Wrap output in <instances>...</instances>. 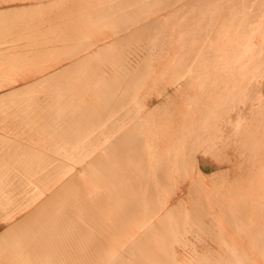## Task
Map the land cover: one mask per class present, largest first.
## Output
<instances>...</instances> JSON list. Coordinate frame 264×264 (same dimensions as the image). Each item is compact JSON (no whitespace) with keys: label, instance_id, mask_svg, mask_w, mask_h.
<instances>
[{"label":"bare ground","instance_id":"6f19581e","mask_svg":"<svg viewBox=\"0 0 264 264\" xmlns=\"http://www.w3.org/2000/svg\"><path fill=\"white\" fill-rule=\"evenodd\" d=\"M13 10L21 13L20 18L0 24V60L6 63L20 58L29 63L32 52L27 55V50L19 51L22 46L13 50L1 48L3 45L17 43L16 34L27 30L33 34L31 39L26 37L29 40L47 43L49 37L40 39L39 30L61 24L60 17L63 23L71 18L73 25L78 24L77 30L71 31L72 24L65 22V40L77 34L80 43L72 48L73 53L66 49L62 62L69 64L62 70L59 60L38 71L45 76L39 85L32 86L41 92L30 89L31 94L51 100L39 105L41 110L28 107L25 99L26 103L21 102L31 110H19L17 103L13 109L18 107V111L10 114L8 106L13 101L6 108L3 102L20 93L11 87L33 79L24 78L25 73L12 83L0 80V92L11 93L0 95V133L9 137L0 139V167L8 168V174L0 172V201L8 202L0 209L5 213L0 215V264H71L76 255L80 260L73 264H100L102 255H92L84 248L72 254L75 243L61 232L72 231L77 236L74 242L82 243L89 233L103 236L94 235L97 241H106V231L99 224L107 221L114 227L118 209L124 223L140 212L139 219L144 220L140 225L144 226L139 235L130 227L124 228L126 248L131 252L123 253L122 246L117 256L105 253L106 264H264V104L253 105L259 97L252 101L250 96L248 101L250 94L256 99L253 93L258 85L244 82L246 76L251 74L255 80V75L264 71V0H0L1 13ZM104 27L109 32H103ZM33 47L36 49L35 44ZM29 74L27 77L32 76ZM172 74L177 76L164 80ZM151 85L161 86L162 91L140 101L141 90ZM24 90L21 92L26 97L29 89ZM231 112L237 113L235 123ZM28 114L29 127L43 124L50 132L25 135L19 130L17 133L27 136L30 144L24 151L26 143L10 137ZM105 117L111 121L106 122ZM221 119L232 124L233 142L219 140L223 135L219 134ZM91 127H96V133H88ZM220 144L231 146L224 155L226 160L229 151L235 158L227 160L230 164L222 169L225 172L207 176L200 162L210 154L213 158ZM90 145L94 150H88ZM60 146L63 157L75 151L83 155L75 161L79 170L64 165V171L53 172L58 159L42 155V150L59 152ZM12 170L18 175L11 174ZM181 174L191 178L190 192L200 195H195L199 199L196 203L192 198L195 204L190 205V211L184 204L188 182L181 179L178 186ZM225 177L236 181L226 184L222 182ZM224 184L227 186L222 190ZM222 192L226 199L222 195L218 200L216 196ZM235 193H245L244 202L229 204L228 196ZM121 200H126V205ZM16 201L18 208L12 212ZM76 218L82 224H75ZM191 223L198 224L193 228L203 226L212 237L213 245L205 246L204 240L202 255L194 244L189 247L188 236L187 242L184 240ZM133 225L137 228L135 222ZM181 236L185 243H180ZM122 237L110 240L114 245ZM177 243L178 247L184 245L181 251Z\"/></svg>","mask_w":264,"mask_h":264},{"label":"rangeland","instance_id":"374dc122","mask_svg":"<svg viewBox=\"0 0 264 264\" xmlns=\"http://www.w3.org/2000/svg\"><path fill=\"white\" fill-rule=\"evenodd\" d=\"M46 2V1H45ZM4 3V2H3ZM2 3V4H3ZM49 3V2H48ZM47 3V4H48ZM51 3V2H50ZM2 6H4V5H2ZM5 13V12H4ZM1 13L0 12V24H5V25H7L9 22L10 23H12L14 20H16V19H19L20 18V16H21V13L19 12V11H12V12H10V13ZM47 15H48V13H47ZM31 16H33V15H31ZM27 17V16H26ZM25 16H24V19L26 20V19H30V17H28V18H26ZM21 18H23V17H21ZM32 18V17H31ZM62 17H60V18H58L59 20H62L61 22L63 23V18L61 19ZM44 19H45V17H44ZM69 19H71V18H69ZM69 19H66V20H64V23H63V25H62V23L60 22V21H58V23H61V24H58L57 26H56V23L54 24L53 23V27H51V25H45L44 26V28H42L41 30L44 32V34H42L43 32L41 31V30H39L41 33H39L38 35H39V37H40V39H42V38H48V44L47 43H43V41H32V40H29V39H31V36H33V34H31V32L30 31H28L27 30V32L25 33V34H16V36H18V45H17V43H13V44H5V45H3L1 48H6V49H13L14 47H17V46H22V47H20V49H19V51L20 52H26V50H27V52H26V54L27 55H30L31 54V52H32V54H31V56H28V60L31 58V59H33V60H35L36 59V61L37 60H39L38 62H40V63H33V60L32 61H28L29 63H27V62H23V59H16V60H12L11 62H9V63H6L7 61L6 60H0V62L2 63V65H0L1 67V69H2V71H3V73L0 75V80L3 82V81H5V82H10V83H12V81H15V80H20V79H22L23 78V75H25V73H26V75L24 76V78L26 77V78H28V79H33V81H20V82H18V86H17V84H15L14 86H12L11 88L13 89V90H15V93H19V91H20V93L22 94L21 96H20V93L18 94L19 95V97H15V98H13L14 96H13V94H12V99L11 98H7L3 103H4V105H3V107L4 108H6V106L7 105H10L11 104V101H13L12 102V106H8V107H11V108H8V112L10 113V114H13L14 112L13 111H18V107H19V110H23V108H24V111H28V110H31L30 108H28V107H32V109H37V110H41V108H40V106L39 105H42V103L43 102H46V101H48V100H50V99H48V98H46V97H44V96H41V97H36L38 94H31V91H32V93H35V92H33V90L34 91H38V92H41L38 88L39 87H36L37 89L35 90V87L33 88V86L36 84V82H39V81H41L42 80V78L45 76V73H43V75L41 74V73H39L41 70H43V69H45V66L47 65V67H46V69L49 67V66H51L50 64H57V62L60 60L61 62L63 61V58L65 57V54H66V51L68 50V48H69V51L71 52V53H73L74 52V49H72V48H75L80 42H78V41H76V35L77 34H74V36H72L73 34H71V37L73 38H71L70 39V41H66L65 40V38H64V35H63V29L64 28H66L68 25L69 26H71V24H72V26H71V31H73L74 29V31H76L77 30V28H78V24L77 23H75V25H73L74 24V22L71 20H69ZM70 22H69V21ZM67 23V26L65 25L66 23ZM60 25H61V28H60ZM65 25V26H64ZM55 26L57 27V29L55 28ZM59 26V27H58ZM46 27H47V29H46ZM51 28H54L52 31H51ZM58 28H60V30H62V31H60V30H58ZM63 28V29H62ZM45 29V30H44ZM103 29H105V30H103ZM108 27H104V28H102L101 30L103 31V32H105V33H107V32H109V30L110 29H108ZM47 30L50 32L51 31V33H46L47 32ZM55 30V31H54ZM65 30V29H64ZM56 31H59L58 33L59 34H57V33H54V32H56ZM28 32L30 33V34H28ZM0 33H1V31H0ZM73 33V32H72ZM48 34V35H47ZM15 35V34H14ZM25 35V36H24ZM42 35H43V37H42ZM54 35H57V36H55V38H53L54 37ZM22 36V37H21ZM29 36V37H28ZM48 36V37H47ZM52 36V37H51ZM63 36V37H62ZM25 37V38H24ZM26 37H28V38H26ZM60 37V39H57V38H59ZM62 37V38H61ZM21 38V39H20ZM23 38V39H22ZM51 38V39H50ZM53 38V39H52ZM57 41H56V40ZM62 39V40H61ZM23 40H26V41H28V42H26V41H23ZM50 40V41H49ZM51 40L53 41L54 40V42H52V44H51ZM65 40V41H64ZM21 41H23V44H22V42ZM29 41H30V44L28 45L27 43H29ZM59 41V42H58ZM74 41H76V44H75V42ZM32 42V43H31ZM36 42V43H35ZM42 42V43H41ZM59 44H63V45H59ZM62 42V43H61ZM68 44V47H67V44ZM71 42V43H70ZM20 43V44H19ZM42 44V47H40L41 46V44ZM55 43V44H54ZM71 45H70V44ZM22 44V45H21ZM25 44V45H24ZM35 44V48L36 49H34V47H33V45ZM44 45V46H43ZM46 45H47V49H46ZM51 45V46H50ZM72 45H74V46H72ZM39 46V47H38ZM52 46H54V47H52ZM59 48H58V47ZM134 47H135V45H133ZM32 47V48H31ZM45 47V48H44ZM49 47V48H48ZM64 47V48H63ZM70 47H71V49H70ZM137 47V46H136ZM21 48H25L24 50L25 51H23V49H21ZM54 48L56 49V48H58V49H56V51L58 50V52L56 53V51L54 50ZM61 48V49H60ZM34 49V50H33ZM39 49H40V51H39ZM51 49H53V50H51ZM65 49V50H64ZM67 49V50H66ZM14 50V49H13ZM13 50H10V51H13ZM22 50V51H21ZM30 50V51H29ZM33 50V51H32ZM39 51L40 53H38V52H36V51ZM50 50L52 51L51 53H50ZM44 51V52H43ZM46 51H48V52H46ZM60 51V52H59ZM29 52V53H28ZM35 53V54H34ZM37 53V54H36ZM41 53H42V55H41ZM48 53V54H47ZM55 53V54H54ZM34 54V55H33ZM40 54V55H39ZM43 54L45 55L44 57H43ZM56 54H57V56H56ZM59 54V55H58ZM39 55V56H38ZM49 55V57L48 58H50L51 59V61H48L49 59L48 58H46V56H48ZM72 55H74V54H72ZM35 56V57H34ZM61 56V57H60ZM63 56V57H62ZM36 57H38V58H36ZM46 58V59H45ZM60 58V59H59ZM42 59V60H41ZM43 59H44V61H43ZM57 60V61H56ZM3 61V62H2ZM47 61V62H46ZM59 61V62H60ZM32 62V63H31ZM43 62V63H42ZM49 62V63H48ZM56 62V63H55ZM67 62H69V61H67ZM67 62H62L60 65V70H62L61 68H63V67H65V66H67L69 63H67ZM3 63H4V65H3ZM22 63H23V65H22ZM27 63V64H26ZM42 63V64H41ZM45 63V64H44ZM65 63V64H64ZM33 64H35V65H33ZM28 65V66H27ZM31 66V67H30ZM36 66H39V67H37L36 68ZM42 66H44L43 68H41ZM27 68V69H26ZM35 68V69H34ZM123 68H125V65L123 66ZM26 69V70H25ZM32 69H33V71H32ZM38 69H40V70H38ZM126 69V68H125ZM29 70V71H28ZM35 70H37V72L41 75V77H39L40 75L35 71ZM6 71V72H5ZM24 73H23V72ZM28 71V72H27ZM29 72L32 74V76H29L30 74H29ZM33 72H35L36 74H38V76H36V74H34ZM262 73H263V75H262ZM27 74H29L28 75V77H27ZM34 74V75H33ZM260 75H262V77L260 78ZM171 77V78H169V77ZM168 76H165L164 77V80L166 81V80H168V79H172V78H175L177 75H175V74H172V75H168ZM173 76H175V77H173ZM251 74L249 75V76H246L245 77V80H244V82H249L250 81V83H251V85L254 83V85H253V87L255 86V83L258 85V87L257 86H255V87H257V88H254V89H256V91L253 93V94H255L256 93V99H255V97L252 95V94H250L249 95V97L251 96L253 99H252V101H256L257 100V98H258V101L257 102H255V103H253L252 101H251V103H253V105H255L256 103H258V102H260L261 104L263 103L264 104V87H261V85L262 86H264V71H262L259 75H255V80L254 79H252V77H254L253 75L251 76ZM259 76V77H258ZM36 77V78H35ZM249 77V80H247V78ZM257 77H258V79L259 80H261V81H259L258 79H257ZM38 78V79H37ZM250 78L252 79V80H250ZM36 79V80H35ZM40 79V80H39ZM257 79V80H256ZM255 82H254V81ZM256 81H258L259 83H261V84H259L258 82H256ZM21 85H20V84ZM26 83V84H25ZM31 84V85H30ZM38 85L40 84V82L39 83H37ZM33 85V86H32ZM37 85V86H38ZM60 85V84H59ZM27 86V87H26ZM28 86H30L31 88H29ZM21 87H23V88H21ZM27 89H26V88ZM154 86L153 85H151V86H149L148 87V89L146 88V91L143 89V90H141V91H143V92H140L141 93V96L143 97V96H145L146 97V95H152L153 97L155 96V95H157L160 91H162V87L161 86H156V87H154L155 88V90L154 89H152ZM260 87V88H259ZM260 89V91H259V89ZM261 88H263V89H261ZM18 89V90H17ZM27 91L28 89H29V91H30V89H31V91L29 92L28 91V93H30V95H32V96H30V95H28V93L25 91V90ZM33 89V90H32ZM41 89V88H40ZM18 92H17V91ZM22 90H24L25 92H26V95L27 96H29L30 97V99H29V97L28 98H26L25 96H23V95H25V93L24 92H21ZM42 91H45V92H48V90L47 89H45V90H43V89H41ZM38 92H36V93H38ZM45 92H42V93H44L45 94ZM154 92V93H153ZM257 92H258V94H257ZM259 92L260 93H262V94H259ZM5 93H8V94H11L10 92H8V91H1L0 92V95H2V94H5ZM24 93V94H23ZM147 93V94H146ZM252 93V92H251ZM40 94V93H39ZM16 95V94H15ZM34 95H36V96H34ZM41 95H43V94H41ZM23 96V97H22ZM43 97V98H42ZM251 97L249 98V102H250V99H251ZM34 98H36V99H34ZM27 100V105H28V107H27V105L25 104L24 105V103L23 102H25L26 103V101H24V100ZM143 99H144V97L142 98V99H140V101H143ZM10 100V101H9ZM23 100V102H21ZM31 100V101H30ZM9 101V102H8ZM16 101V102H15ZM22 103H20V102ZM29 101V102H28ZM39 101H40V103H39ZM51 101V100H50ZM56 101V100H55ZM15 102V103H14ZM49 102V101H48ZM6 103V104H5ZM17 103H19L17 106L18 107H16V109H13V107L15 108V106H16V104ZM31 103V104H30ZM251 103H248L250 106L252 105ZM14 104H15V106H14ZM21 104V105H20ZM38 104V105H37ZM22 106H24V107H22ZM33 106H35V107H33ZM25 107H27V108H25ZM37 107V108H36ZM262 107H263V105H262ZM21 108V109H20ZM11 109H13V110H11ZM262 109V108H261ZM249 110H247L246 112H248ZM262 111L264 112V107H263V109H262ZM29 112V111H28ZM245 112V113H246ZM21 114V113H20ZM19 114V115H20ZM247 115H248V113H246ZM22 115V114H21ZM26 117H27V120H25V121H21V122H19L18 124V130L16 129L15 131H14V134H12L11 135V139L12 140H18V141H22V143L23 142H25L26 144L25 145H22V147H24L23 148V150L24 151H28V148L30 147V144L26 141L27 139H28V137L27 136H22V135H19V133H17L19 130H20V132L22 131V132H24V134L25 135H29V134H33V133H38V132H43L44 131V133H46L47 131H49L50 132V130H48V129H50V128H48L47 130H46V128L48 127V126H45V125H43V124H39V125H37V126H32L31 124H30V127H29V124L28 123H30V121H29V114L28 115H25ZM249 116V115H248ZM231 118L233 119V121L232 122H234L235 123V121H236V118H237V113L235 114L234 112L232 113L231 112ZM226 119V118H225ZM106 122H110L111 120L110 119H108V117L106 118L105 117V119H104ZM110 120V121H109ZM220 121V123H219V126H220V129H222L223 130V132H225V133H221L222 132V130L220 131V133L219 134H223L222 136H221V138H219V140L220 141H222V142H226V140H231L232 142H233V140H234V138H233V135H232V131H233V126H232V124H230V123H227V120H224V119H221V120H219ZM105 122V123H106ZM224 122H226L225 124H224ZM107 123V124H108ZM111 123H113V122H111ZM228 124V125H227ZM230 125H231V127H230ZM44 126V127H43ZM35 127V128H34ZM224 127V128H223ZM34 128V129H33ZM96 127H94V129H95ZM228 130H227V129ZM230 128V129H229ZM87 129V128H86ZM85 129V130H86ZM93 129V127H91V128H88L87 130L89 131H87L88 133H92L93 132V134H94V132H95V130ZM9 133H12V131H10ZM48 133V132H47ZM96 133V132H95ZM226 134V135H225ZM1 136H2V138H1ZM5 136V139H6V137L9 139V137L8 136H6V135H4L2 132L0 133V139L1 140H3V137ZM13 136V137H12ZM232 137V138H231ZM20 139V140H19ZM0 140V141H1ZM92 140H93V138L90 140L91 142H92ZM233 146V145H232ZM18 147H21V146H17L16 148L18 149ZM61 147V146H60ZM91 147H93V148H91ZM229 147H231L230 145H229ZM229 147H227L226 148V146L225 145H223V144H220L219 146H218V148L216 149V150H214V154H215V156L212 158L211 156H213L212 154H210V155H208L207 156V160L206 159H204L202 162L203 163H201L200 162V166H202L203 168H205L204 170L205 171H203L207 176H210L211 177V175L214 173H219L220 174V171H222V172H225L224 170H226V166L228 165V164H230V163H228L227 162V160L229 159H233V158H235L234 157V155L231 153L232 151H229V153H228V159L226 160L224 157V155L226 154V151H227V149L229 148ZM88 148V150L89 149H91L90 151H92V150H94V145L93 146H88L87 147ZM221 148H223V149H221ZM63 149H62V147H61V151H59V152H57V154H56V152H50L49 151V149H45V151L44 150H42L43 151V154L42 155H44L45 154V156L47 155H49V157L51 156V157H53V158H56V160L58 159V162L55 164L56 166H54V170H53V172H56V173H58V172H61V170H63L64 171V168L65 167H70L71 165L72 166H74V168H76V169H80V167L79 166H76V163L78 162V160L81 158V157H83V155L81 154L80 156H79V154L77 155V153H79V152H77V151H75L72 155L74 156V154L76 155L75 157H72L71 158V156L69 155V157H70V160L68 161V159H69V157H67L68 155H65L66 157H63V155H62V153H64V151H62ZM48 151V152H47ZM220 151V152H219ZM21 152H23V151H21ZM61 152V153H60ZM223 152V153H222ZM53 153V154H52ZM59 153V154H58ZM66 153V152H65ZM70 153H68V154H70ZM217 153V154H216ZM84 154V153H83ZM86 154V153H85ZM57 155V156H56ZM87 155V154H86ZM79 156V157H78ZM85 156V155H84ZM219 156V157H218ZM60 157V158H59ZM86 157V156H85ZM65 158H66V160H65ZM68 158V159H67ZM78 158V159H77ZM220 158V159H219ZM60 160V161H59ZM74 160V161H73ZM209 160V161H208ZM212 160V161H211ZM75 161H77V162H75ZM217 161V163H216V165H215V162ZM221 161H222V163H224V164H222V165H220L221 164ZM225 161V162H224ZM59 162H61V163H59ZM64 162H66V163H64ZM67 162H70V163H67ZM211 162V163H210ZM227 162V163H226ZM1 163V162H0ZM3 163V162H2ZM2 163L0 164V165H2ZM64 163V164H63ZM218 163H219V165H218ZM45 164H46V162H43L42 163V169H45L44 168V166H45ZM68 164V165H67ZM59 165V166H58ZM65 165V167H63ZM70 165V166H69ZM58 167V168H57ZM60 167L62 168V169H60ZM79 167V168H78ZM201 167V168H202ZM213 167H214V169H213ZM222 167H224V168H222ZM203 168H202V170H203ZM210 168V169H209ZM1 169H4V170H1ZM60 169V170H59ZM222 169H224V170H222ZM46 170V169H45ZM6 172V171H8V168H5V167H0V172ZM9 171H11V170H9ZM15 172L16 171H14V170H12V172H11V174H13V175H18L17 173L18 172H16V174H15ZM21 172V174H23V173H25V172H23V171H20ZM198 172H200V170H198ZM221 172V173H222ZM6 174H8L7 172H6ZM12 176V175H11ZM195 177V178H194ZM193 178L194 179H196L197 177H196V175L194 176ZM187 177H183V174H181V177H180V180H179V182L180 183H178V186L179 185H181V182H183V180H181V179H184V181H186V182H188L187 183V188L185 189L186 191H189V193L187 192V193H185V197L187 198L186 199V201H185V203L184 204H187V205H185L186 206V208L190 211L191 210V208H192V206H190V205H193V203L195 202H197L199 199H197V198H199L200 197V195L198 196V194H196L194 191H191L190 192V187H191V184H192V181H191V178L190 177H188L187 179H188V181L187 180H185ZM207 178H209V177H207ZM190 179V180H189ZM224 179H225V181H224ZM223 179V181L222 182H224V183H233V182H235L236 181V178H234V177H225ZM24 180H26V178H24ZM240 182V181H239ZM226 184H224V185H222L220 188L222 189V190H224V188H226ZM172 190H173V188H172ZM191 190H194V188L193 189H191ZM213 190V189H212ZM174 192H175V188H174V190H173ZM194 192V193H193ZM193 193V194H192ZM7 194H9V192L7 191ZM188 194V195H187ZM191 194L193 195L192 197H191ZM187 195V196H186ZM190 195V196H189ZM198 196L197 198H196V196ZM219 195H221V196H219ZM222 195L225 197V195H224V193L222 192V194H218L216 197H218V200H222V198L223 199H226V197L224 198V197H222ZM239 195V196H238ZM10 197H11V194H10ZM222 197V198H221ZM247 196H246V194L245 193H235V194H232V195H230V196H228V201H229V204H236V203H242V202H244V200H245V198H246ZM192 198H194V202H193V199ZM197 200H196V199ZM221 198V199H220ZM125 199V198H124ZM239 199V200H238ZM123 200V199H122ZM122 200L120 201L123 205L125 204L126 205V200H124V202H122ZM242 201V202H239V201ZM4 201V203H2ZM227 201V202H228ZM238 201V202H237ZM190 202V203H189ZM7 201H5V200H2V201H0V209L2 208V206H6L7 205ZM194 203V204H195ZM2 204V205H1ZM6 204V205H5ZM18 205H19V203H18V201H16L15 203H14V205H12L13 206V209H11V211L12 212H14L15 210H16V208H18ZM3 209V208H2ZM14 210V211H13ZM10 211V212H11ZM45 211H47V209L45 210ZM108 211H110V210H108ZM117 211V210H116ZM140 211V210H139ZM118 212H119V217H117V224L113 227V226H111V224H110V222H107V221H102L101 222V224H99V226L101 227V228H103L105 231H106V234H105V237H107V240L106 241H97L95 238V236H97V237H103V236H101V235H95V234H87V235H85L84 237H85V239H84V241L82 242V243H79V242H74V240H73V238L75 239V238H77V236L76 235H74L73 233H72V231L69 233L68 231H66V232H61L62 233V235H65V236H63V237H66V238H69V239H72V241H69V242H73V243H75V245L70 249V251L72 252V254H74L73 253V251L75 252V254L78 252V251H80V250H83V248H84V250L86 251V252H88L89 251V253H91L92 255H94V254H99V255H102V257L100 258L101 260H100V264H106V260L108 259V257H107V255L108 254H110L111 256L113 255V256H117V255H119L120 254V252H121V250H120V248L123 246V248L125 247V249H123L122 250V252L123 253H130L131 252V250L130 249H128V248H126V247H128L129 246V244H128V242H127V240H125L126 239V237L128 236V234L126 233V236H125V230H124V228H128V227H130L131 229H133V231H135V233H137V235H139V231H142L143 229H142V227L144 226V225H140L141 223L142 224H144V220L142 219H139V213H138V211H137V213H138V215H136V216H134V215H132L131 217H129L130 219V223H132V224H134V222H135V225L137 224V219H139V220H141L140 222H139V224L138 225H136V227L137 228H135V226H134V228H133V226H131V225H129V223H128V221L126 222V223H124V222H122V219H124V218H122L123 217V215H122V213H121V211L118 209ZM0 215L1 216H3V215H5V213H4V211L3 210H0ZM135 217V218H134ZM137 217V218H136ZM132 218V219H131ZM136 220V221H135ZM138 220V221H139ZM192 221V220H191ZM85 222V224H88L87 223V221H84ZM83 222V223H84ZM192 222H194V221H192ZM198 222V221H197ZM76 223H79V224H82V222L81 221H79L78 220V218H76V220H75V224ZM196 223V222H195ZM127 227H126V226ZM140 225V226H139ZM195 225V224H194ZM194 225H192V223H191V225H189L188 227H187V231H188V234L186 235V238H185V236H184V240L187 242V236H188V239L190 240V241H188V243L190 242V244L191 245H189V247L190 246H196L197 247V250H198V252H200V251H203L204 252V245L206 244L205 242H204V240L207 242V245H205V246H210V245H213V244H211L213 241L211 240L212 239V237H211V235L210 234H208L207 233V231L206 230H204L203 229V226H201L200 225V227L202 228V230H204L203 232H198V229H199V231H202V230H200V227L197 229L196 227H194L193 228V226ZM197 226H198V224H196ZM195 225V226H196ZM59 226V225H58ZM125 226V227H124ZM192 226V227H191ZM75 227V226H74ZM61 228H66L65 226H63V225H61ZM69 228V227H68ZM117 228V229H116ZM130 228H128V229H130ZM190 228V229H189ZM193 228V229H192ZM231 228V227H230ZM122 229V230H121ZM117 230H119L120 232L118 233L117 232ZM190 230V231H189ZM192 230V231H191ZM197 230V231H196ZM0 232H3V230H1L0 229ZM124 233V234H121V233ZM207 233V235H206V233ZM187 233V232H186ZM204 235H203V234ZM120 234V235H119ZM134 234V233H133ZM133 234H129V235H133ZM185 233H182V235H184ZM95 235V236H94ZM68 236V237H67ZM115 236H119V237H122V240L120 241V242H116V243H120L121 244V246H120V244H116V243H114V245H113V243L111 242V238H114ZM194 236V237H193ZM208 237V238H207ZM124 238V239H123ZM181 238H182V236H181ZM181 238H179L180 239V243H181V241L183 242V243H185L184 242V240H183V238L181 239ZM214 238V237H213ZM202 239V240H201ZM210 239V240H209ZM194 240H196V241H194ZM200 240V241H199ZM199 241V242H198ZM201 242H204L203 244L201 243ZM211 242V243H210ZM68 243V242H67ZM179 243V242H178ZM178 243L176 244V246L178 247ZM182 243V244H183ZM192 244H194V245H192ZM210 244V245H209ZM81 245V246H80ZM83 245H85V247L83 246ZM113 245V248L111 247ZM198 245V246H197ZM116 246V247H115ZM119 246V247H118ZM183 247H184V245H182ZM176 247V248H177ZM183 247H181L180 246V244H179V247L177 248V250L179 251L180 249L179 248H183ZM188 247V248H189ZM199 247V248H198ZM76 248V249H75ZM191 248V247H190ZM110 249H112L111 251H110ZM114 249V250H113ZM191 250V249H190ZM77 251V252H76ZM126 251V252H125ZM181 251V250H180ZM213 252V251H212ZM214 252H215V250H214ZM213 252V253H214ZM105 253H107V255L105 254ZM112 253H114V254H116V255H114V254H112ZM203 253H199L198 255H202ZM109 256V255H108ZM76 258L78 257L77 255L75 256ZM75 257H74V259H72L71 260V264H73L74 262H76V261H78V260H80L79 258L78 259H75ZM198 258H199V256H198ZM197 258V259H198ZM92 259L93 260H96V258L95 257H92ZM74 260H76V261H74ZM74 261V262H73ZM98 261V260H97ZM200 262H195V264H199ZM70 264V263H69Z\"/></svg>","mask_w":264,"mask_h":264}]
</instances>
